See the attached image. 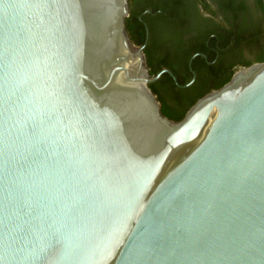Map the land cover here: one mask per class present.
<instances>
[{
	"label": "water",
	"instance_id": "1",
	"mask_svg": "<svg viewBox=\"0 0 264 264\" xmlns=\"http://www.w3.org/2000/svg\"><path fill=\"white\" fill-rule=\"evenodd\" d=\"M127 16L0 0V264H264V61L174 122Z\"/></svg>",
	"mask_w": 264,
	"mask_h": 264
},
{
	"label": "trees",
	"instance_id": "2",
	"mask_svg": "<svg viewBox=\"0 0 264 264\" xmlns=\"http://www.w3.org/2000/svg\"><path fill=\"white\" fill-rule=\"evenodd\" d=\"M255 1L264 17L261 1ZM221 4L225 10L230 11L231 6L227 0H222ZM127 5L128 16L124 20V28L130 42L142 47L150 77L161 70H167L173 74L177 85L183 86L190 78L186 65L190 56L203 53L206 57V60L199 56L192 59L190 67L195 78L187 87H178L166 73L160 74L154 82L147 85L159 103L161 114L171 121H179L199 98L224 85L238 68L264 61V38H259L258 30L245 33L239 30L238 24L226 21L223 27L227 30L219 31L217 41H213L217 43V58L211 64H206V61L212 60L214 52L204 51L201 44L184 45L177 40L178 37H174L182 34L180 0H127ZM145 10L148 12L143 13ZM235 18L236 14L233 13L228 20ZM229 28H237V32L232 34ZM230 35L233 36L231 44L228 49H224L230 41ZM244 49L250 50L247 58L240 55V51ZM206 50L209 51V48L206 47ZM177 68H182L185 75L178 76Z\"/></svg>",
	"mask_w": 264,
	"mask_h": 264
},
{
	"label": "flooded vegetation",
	"instance_id": "3",
	"mask_svg": "<svg viewBox=\"0 0 264 264\" xmlns=\"http://www.w3.org/2000/svg\"><path fill=\"white\" fill-rule=\"evenodd\" d=\"M221 1L222 0H180V16L182 17V25L180 30L182 34L175 35L174 37H178L177 40L184 45L201 44V49L204 51H207L208 53H211L210 51L214 52L212 60L210 62L206 61V64H211L217 58V43L215 44L213 41H217V34L219 31L227 30L223 27V25L226 24V21L231 22L234 25L238 24L239 30L245 33L252 32L253 29L258 30L259 38L261 40L264 38V17L259 9H257L255 0H227V3L231 6L230 11L223 8ZM260 1L264 7V0ZM146 12L148 11L145 10L143 13ZM233 13L236 14V18L232 21H229L228 18L232 17ZM236 29L237 28H229V32L234 34L237 32ZM145 36L147 37V31H145ZM246 37L247 35H245V38ZM232 39L233 36L230 35V41L227 43L224 49H228ZM183 44L181 45L183 46ZM206 47L209 48V51L206 50ZM249 51L250 50L244 49L240 51V55H242L244 58H247L248 56H246V54L250 56ZM195 56H199L206 60V57L203 53L192 54L186 64L190 73V78L185 85L178 87L184 88L193 82L195 74L191 70L190 64ZM227 59L229 60L230 56ZM184 72L185 71L182 68L176 69V74L180 77L185 75Z\"/></svg>",
	"mask_w": 264,
	"mask_h": 264
},
{
	"label": "rangeland",
	"instance_id": "4",
	"mask_svg": "<svg viewBox=\"0 0 264 264\" xmlns=\"http://www.w3.org/2000/svg\"><path fill=\"white\" fill-rule=\"evenodd\" d=\"M246 56H249L248 54H246Z\"/></svg>",
	"mask_w": 264,
	"mask_h": 264
}]
</instances>
